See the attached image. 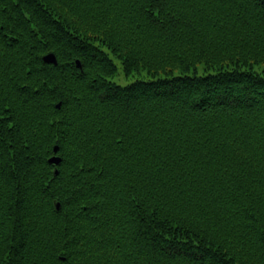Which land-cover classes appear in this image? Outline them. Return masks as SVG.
<instances>
[{"label":"trees","instance_id":"1","mask_svg":"<svg viewBox=\"0 0 264 264\" xmlns=\"http://www.w3.org/2000/svg\"><path fill=\"white\" fill-rule=\"evenodd\" d=\"M0 264H264V0H0Z\"/></svg>","mask_w":264,"mask_h":264},{"label":"water","instance_id":"2","mask_svg":"<svg viewBox=\"0 0 264 264\" xmlns=\"http://www.w3.org/2000/svg\"><path fill=\"white\" fill-rule=\"evenodd\" d=\"M43 58L48 63H53V64H57L58 63L57 58H56V55L54 53H48ZM76 63L82 69V65H81L80 61L77 60ZM60 106H61V103H58L57 107L59 108ZM58 150H59V146H55L54 147V153L49 158V163H51V164H53L55 166H58L60 164L61 160H62L61 157H59L57 155ZM58 174H59V170L56 167L54 169V175L56 176ZM55 207H56L57 210H59L61 208V204L59 202H55Z\"/></svg>","mask_w":264,"mask_h":264},{"label":"rangeland","instance_id":"3","mask_svg":"<svg viewBox=\"0 0 264 264\" xmlns=\"http://www.w3.org/2000/svg\"><path fill=\"white\" fill-rule=\"evenodd\" d=\"M117 64L119 65V73L114 78V81L117 82L118 84L126 85V84L133 82L134 80H136L138 78H147L146 73L134 74V75H130V76L125 75L121 64L119 62H117Z\"/></svg>","mask_w":264,"mask_h":264}]
</instances>
